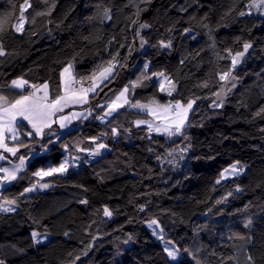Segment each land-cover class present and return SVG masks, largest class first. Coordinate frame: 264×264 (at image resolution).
Listing matches in <instances>:
<instances>
[{"label": "trees", "instance_id": "trees-1", "mask_svg": "<svg viewBox=\"0 0 264 264\" xmlns=\"http://www.w3.org/2000/svg\"><path fill=\"white\" fill-rule=\"evenodd\" d=\"M253 1L27 0V22L18 33L14 25L25 0H0V16L10 17L0 33V95L9 102L31 90L10 87L18 77L29 85L47 82L54 98L70 63L80 81L116 57L102 90L76 107L91 109L88 119L64 133L55 122L42 137L27 136L29 128L17 124L19 139L11 146L19 152L6 153L8 160L41 154L0 189V204L16 199L18 205L0 211L3 264H173L146 226L153 219L178 250V264H264V16L248 12ZM245 43L252 46L225 85L219 74L231 67L229 52L242 51ZM143 72L151 79L129 87V104L97 119ZM161 72L176 84L171 96L154 80ZM221 88L227 91L223 107H213ZM189 99L196 103L186 126L172 136L137 126L149 113L130 106ZM114 127L119 135H112ZM98 143L108 150L39 180L49 188L24 193L37 182V170ZM237 161L243 171L217 183ZM32 232L50 238L35 244Z\"/></svg>", "mask_w": 264, "mask_h": 264}, {"label": "snow or ice", "instance_id": "snow-or-ice-1", "mask_svg": "<svg viewBox=\"0 0 264 264\" xmlns=\"http://www.w3.org/2000/svg\"><path fill=\"white\" fill-rule=\"evenodd\" d=\"M261 3H264V0H261ZM25 6L30 7L29 4H27V0H25ZM22 6V10L20 12V16L18 19V23L14 25L15 31L18 33H23L24 31V25L27 22L25 16H24V7ZM109 10H105V16L110 19V16L108 15ZM139 14V11L137 12V15ZM37 16L45 15L43 12H37ZM241 16L245 15V13L241 12ZM9 16H0V33H3L5 31L6 26L8 25ZM34 22V21H33ZM149 27L148 24H141L140 28H147ZM137 35H139V31L137 32ZM144 41H141V44L143 45ZM161 45L163 47H170V42L165 44L164 42H161ZM251 44L245 43L243 45V51L235 53V55H232L231 52H229V55H231V67L222 73L219 74V80L220 81H229L234 80L235 77L233 76V71L235 70L236 66L241 63L242 58L244 57L245 53L248 51L249 48H251ZM5 55V52L3 50L2 45H0V56ZM118 55V54H117ZM116 67V57L114 56L112 60L107 62L106 66H98V69L93 71V73L87 77L81 78L80 81H76L75 78L72 75V64L70 63L68 66H66L60 73L61 81H62V94L55 95L54 98H50V92H49V85L47 82L41 84V85H29V82L22 77H18L17 79H14L11 81L10 87L14 88H24L25 85H28L29 87L33 88L34 91L28 93L27 95H20L19 98L9 102L8 98L6 96L0 95V148H2L4 151L11 153L13 156H16L19 152V147H9L6 143L7 136L6 133H11V139L17 140L19 139L17 132H16V118L20 117L23 120H27L28 123L31 125L33 131L27 132V136H38L42 137L45 133L44 130L46 128H51L52 123H55L56 121L53 120V117L58 112H63L65 107H68L70 105H85L89 103V93H96L98 89H101V85L104 84L105 81H109L110 77L113 76V72ZM145 69L148 68V65L145 64ZM152 75L163 77L162 80H160V91L164 92L167 90V94L169 96L172 95V92L176 89V84L169 79L163 72L161 73H153ZM151 76L147 75L146 72L141 73V75L137 78L136 81L132 82L130 86H125V88L119 93L118 96H116V99L113 100L111 103L107 104V110L104 111L103 116L97 117V119L104 120L106 117L111 116L112 113L116 112L119 108L124 107V105L129 104V100L127 99V93L129 92V87L132 89H135L136 87H144L146 86L144 84V81L150 80ZM90 81V85L88 87H80L79 89H74L71 87L73 83H81L83 84V81ZM165 83L167 84V89L165 88ZM204 87H207V84L205 83L203 85ZM234 86V85H233ZM102 90V89H101ZM37 93H42V95H38ZM216 95L219 97V93H216ZM154 104H156L155 101H153ZM196 103L195 99H189L186 104H182L180 101H176L175 104H172L171 102L167 105H160L156 104V108H151L148 104H141L139 101L136 103H132L130 106L132 108H139V109H147L154 115H161L162 118L165 121H168V123L164 124L163 126H156L155 131L156 132H163L167 134L168 136L172 135H178L182 133V129L186 125V121L188 118V114L190 111L193 110V106ZM215 107H223V100L220 101L218 104H214ZM159 109V111H157ZM88 114H91V109L86 110ZM261 111H264L262 109ZM174 113V116L170 117L169 113ZM259 115V113H258ZM80 117H83V119H87L88 116L84 115V113H74L71 116H61L59 117L60 121V127L64 128L66 126V122H70L72 119H78ZM137 126L141 124H148L149 130H152V124L148 121H142L138 120L135 122ZM112 135L116 136L119 135V131L117 128H112L111 130ZM98 138L92 137L91 140L93 143L96 142ZM20 147H27V145L21 143ZM107 145L104 143H98L96 145L95 150L91 151L90 155L96 156L100 154V150L106 148ZM80 151H85V149H79ZM186 151V149H185ZM6 159L5 156L0 154V160ZM19 163L9 168H3L0 167V173H3V175H0V186H2L5 183H10L12 181H15L17 179V174L24 168L25 164V157L23 155L18 157ZM239 161L233 163L230 165L229 168H226L224 172L221 173V179L225 178L226 175H234L239 174L243 171L242 167H238ZM70 166V161L65 160L62 162L58 167H49L47 169H39L33 175L37 178L36 183L32 184L31 187L25 188L24 193L33 192L38 187L40 189H47L51 185L49 183H40L39 180H42L45 177H50L54 175H63L68 171V168ZM220 181L218 180L217 183ZM239 191V189H237ZM24 193H21L23 195ZM231 195V193H229ZM81 203H87L86 200H82ZM217 203H220V201H217ZM6 205H17L16 199L6 200ZM18 206V205H17ZM143 210V209H141ZM0 211L4 212H11L15 211L14 207H5L4 204H0ZM104 215L107 217H110L112 215V212L105 207L104 209ZM156 226V228H159L158 221L153 219L150 221L148 227L152 228L153 226ZM39 234L37 232L32 233V237L35 240L36 237ZM67 235V234H66ZM153 235H157L156 229H153ZM163 239V237H160ZM131 239V237H129ZM39 242V241H37ZM127 242V241H126ZM171 242H165L164 251L167 254L168 257L175 260L177 258V251L174 248H169L168 244ZM86 254V253H85ZM79 259V257H77ZM251 260V257H249ZM0 264H3V261H0Z\"/></svg>", "mask_w": 264, "mask_h": 264}, {"label": "rangeland", "instance_id": "rangeland-1", "mask_svg": "<svg viewBox=\"0 0 264 264\" xmlns=\"http://www.w3.org/2000/svg\"><path fill=\"white\" fill-rule=\"evenodd\" d=\"M23 6H25V4L23 5ZM27 9V6H25L24 7V12H25V10ZM248 12L249 13H258V14H260V15H262V16H264V3H261V0H254L253 1V3L251 4V6H249L248 7ZM17 23H18V21H17ZM16 23V24H17ZM15 29V28H14ZM249 50V49H248ZM243 51V50H242ZM241 52V51H240ZM246 54H247V52L245 53V55H244V57L246 56ZM233 55H235V54H233ZM244 57L242 58V60L244 59ZM241 60V61H242ZM239 65V64H238ZM237 65V66H238ZM236 66V67H237ZM169 78V77H168ZM163 79V77H158V76H155L154 75V80H155V82H157V84H158V86H159V89H160V80H162ZM170 79V78H169ZM224 83H225V85H226V82L224 81ZM167 84L165 83V88L167 89ZM125 88V87H124ZM124 88H122L121 90H123ZM167 92V90L166 91H164V93H166ZM226 92L227 91H224V89L223 88H221L219 91H218V93L220 94L219 95V97H217V100L215 101V103H213V104H218V103H220V101L221 100H223L224 99V97H225V95H226ZM119 95V93L116 95V96H118ZM127 95V99L129 100V96H128V93L126 94ZM116 96L112 99V101L113 100H115L116 99ZM217 96V95H216ZM112 101H110V103L112 102ZM182 103V102H181ZM141 104H148L151 108H156V104H159V103H156V104H154L153 102H148V103H141ZM183 104V103H182ZM160 105H166V104H160ZM83 105H80L79 107H82ZM213 107H214V105H212ZM136 109H138V110H141V111H144V112H148L149 113V118L148 119H141L142 121H148V122H150L151 124H152V128H154L155 129V127L156 126H163L164 124H166V123H168V121H165L163 118H162V116L161 115H154V114H152V112H150L149 110H147V109H144V110H142V109H139V108H136ZM107 110V105H106V107H105V110L104 111H106ZM157 111H159V109H157ZM170 117H172V116H174V113H169L168 114ZM186 123H187V121H186ZM141 125H146V126H148V124H141ZM186 126V125H185ZM158 133V132H157ZM159 134H164V135H167V134H165V133H163V132H159ZM61 137V135H58L55 139H53V142H56L59 138ZM95 148L96 147H94V149L93 150H95ZM104 149H101L100 150V153L103 151ZM90 153L91 152H85V151H80L79 149L77 150V151H75V152H66V155H65V157L60 161V163L58 164V165H55V166H53V165H49L47 168H49V167H58L62 162H64L66 159L67 160H69L70 161V166H69V168L68 169H77L78 167H80L83 163H86V162H89L90 160H92V159H94L96 156H98V155H96V156H92V155H90ZM232 165V164H231ZM230 167V165L228 166V167H226V168H229ZM238 167H239V165H238ZM47 168H45V169H47ZM225 168V169H226ZM224 169V170H225ZM224 170H222L221 171V173L222 172H224ZM38 171V170H37ZM221 173H220V176H219V178H218V180L219 181H223V180H226V179H228V178H230V177H232V176H235V175H237V174H234V175H226L225 176V178H223V179H221ZM37 178V177H36ZM46 178V177H45ZM45 178H43V179H45ZM37 179H39V178H37ZM32 186V185H31ZM31 186H29V187H31ZM37 190H44V189H40L39 187L35 190V191H37ZM5 203V202H4ZM3 203V204H4ZM149 223L150 222H147L146 223V226H147V228L149 229V231L151 232V234H152V236L154 237V238H156L160 243H161V245H162V247H163V249H164V247H165V242H169V241H167L166 240V238L164 237V233L162 232V230L160 229V227L159 228H156V226L154 225L152 228H149L148 227V225H149ZM153 229H156V232H157V235H153ZM33 233V232H32ZM32 233H31V236H32ZM38 233V232H37ZM39 235L36 237V239L34 240L33 239V237H32V239H33V242L35 243V244H39V243H44V242H46L47 240H49V238H50V235L48 234V233H38ZM163 237V239H161L160 237ZM37 241H39V242H37ZM168 247L169 248H174V249H176V247L172 244V243H170V244H168ZM177 250V249H176ZM168 257V256H167ZM168 259L173 263V264H178V262H179V259H180V254H179V252L177 251V258L175 259V260H173L172 258H170V257H168Z\"/></svg>", "mask_w": 264, "mask_h": 264}, {"label": "crops", "instance_id": "crops-1", "mask_svg": "<svg viewBox=\"0 0 264 264\" xmlns=\"http://www.w3.org/2000/svg\"><path fill=\"white\" fill-rule=\"evenodd\" d=\"M76 80V79H75ZM60 82H61V92H60V94H62V88H63V85H62V81H61V76H60ZM26 86V85H25ZM72 86V85H71ZM25 88V87H24ZM17 89H20V88H17ZM23 89V88H22ZM32 91H34V89L33 88H31V90H30V92H32ZM122 90H120L119 91V93L121 92ZM30 92H28V93H30ZM28 93H26V94H23V95H27ZM38 95H42V93H37ZM91 94H93V93H89V96L91 95ZM112 101V100H111ZM110 103V102H109ZM108 103V104H109ZM80 105H70V106H68V107H65L64 108V110H63V112H58L57 114H58V116H54L53 117V120H55L58 124H59V126H60V121H59V117H61V116H71L72 114H74V113H84V115H87L88 117H89V114H88V112L86 111L87 109H84V110H80V109H76V107H79ZM68 109H70L68 112H65V111H67ZM62 113V114H61ZM88 119V118H87ZM84 121V120H86V119H83V117H80V118H78V119H72L70 122H66V126L64 127V128H61L62 130H63V133L64 132H66V131H68V130H71V129H73L74 127H75V123L77 122V121ZM23 123V124H25L28 128H29V130L30 131H33V129H32V127H31V125L28 123V121L27 120H23L22 118H20V117H17L16 118V124H15V127L17 126V124L18 123ZM54 123H52V125H53ZM11 133H6V136H7V140H6V143L8 144V146L9 147H13V146H11V143H12V139H11ZM108 150V148L106 147V148H104V150L102 151V152H104V151H107ZM6 153H9V152H6V151H4L2 148H0V154H2L3 156H5L6 157V159H4V160H0V167H3V168H9V169H11L12 167H14L15 165H17L18 163H19V159L17 160V161H15V162H11V161H9L8 160V157H7V155H6ZM9 154H11V153H9ZM39 154H41V152H34L33 154H31V155H29V156H26L25 157V164H24V168L20 171V172H18V174L19 173H21L26 167H27V165H28V163L30 162V160L32 159V158H34V157H36L37 155H39ZM17 174V175H18ZM0 175H3V173H0ZM11 183V182H10ZM6 184H9V183H5V184H3L2 186H0V189L4 186V185H6ZM3 204V203H2ZM4 205H5V207H14L15 208V205H6L5 203H4ZM2 212H4V211H2Z\"/></svg>", "mask_w": 264, "mask_h": 264}, {"label": "built area", "instance_id": "built-area-1", "mask_svg": "<svg viewBox=\"0 0 264 264\" xmlns=\"http://www.w3.org/2000/svg\"><path fill=\"white\" fill-rule=\"evenodd\" d=\"M90 85V81H87V80H85V81H83V84H81V83H73L72 84V88H74V89H79L80 87H88Z\"/></svg>", "mask_w": 264, "mask_h": 264}]
</instances>
